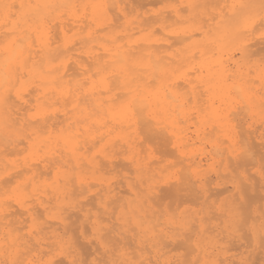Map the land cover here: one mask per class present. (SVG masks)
I'll use <instances>...</instances> for the list:
<instances>
[{"label": "bare ground", "instance_id": "obj_1", "mask_svg": "<svg viewBox=\"0 0 264 264\" xmlns=\"http://www.w3.org/2000/svg\"><path fill=\"white\" fill-rule=\"evenodd\" d=\"M151 1L156 0L148 2ZM132 2L136 1L0 0V96H9V103L0 101V243H3L7 235L15 237L22 250L25 244L31 248V238L25 240V237L32 225L33 216H37L44 229L40 238L43 246L37 252L24 250L21 258L31 259L35 256L39 259L42 254L48 253L47 248L55 247L53 241L57 236L64 237L66 234V238L73 242L75 252L81 258L89 259L90 255L87 254H95L96 258L104 259L90 239L87 243L91 247L88 244H85L86 247L83 245L92 251L89 248L86 249L88 252L85 250L87 253L82 251V243L79 244L81 249L77 244L79 242L72 236L71 227L72 224L78 225V219L81 218V227L89 223L92 231L97 210L101 207V202L105 201L123 209L127 223L119 222L121 213L117 211L112 237L120 241V246L124 247L133 259L158 261L159 264H186L189 261H203L208 258L234 264L241 262L242 259H234L236 254L227 256L225 250L213 251L207 243L219 231L225 211L233 207L239 210L246 225L241 235L233 240H249L245 242L251 248L250 255L257 256L261 252L264 254V247L259 241V228L264 221V193L262 190L257 192L258 188L264 189V181H259L260 178L255 180L256 175L253 173H246L249 170V163L246 161H254L256 155L251 153V149H255L254 138H264V133L250 129L258 122L264 125V119L260 116L261 95L264 93L259 78L261 68L256 64L250 65L253 56L251 47L257 44L256 40L259 44L261 36H257L260 34L256 29L236 31L234 28L242 24L246 15L257 17V27L262 0H180V7L172 5L166 10L168 14L164 10H154L150 15L144 4L138 0L137 4ZM46 4L54 7H34ZM154 4L156 7L155 2ZM5 5L10 7L5 8ZM21 5L24 7L21 8ZM139 5L143 7L138 9ZM187 5L195 7L188 8ZM232 5L236 7L233 8ZM134 6H137V9ZM142 9L147 12L140 11L141 13L137 12L133 16L135 10ZM112 12L121 15L120 19L119 15L116 16ZM221 13L228 24L227 27L218 24ZM201 15L206 17H201L206 24L202 25L200 22L196 27ZM43 16H47L50 21V45L44 47L42 52L39 51V46L34 45L30 56L28 51H25L26 63L17 68V54L5 38L10 29H15L18 36H23L26 31L33 33ZM192 21H195V24ZM237 47H242L245 51L239 53L236 51ZM257 48L255 52L259 54L260 46ZM237 53L240 56L235 58ZM126 57L137 62L136 82L132 84L131 91L127 87L117 88L113 83L112 91L109 92L108 81L112 79L113 73L120 72L121 61ZM98 67H108V71L98 73ZM18 75L25 78L20 83H17ZM241 84L249 89L251 111L235 94V89ZM17 88L22 89V100L16 98ZM122 97H127L130 109L127 114L120 107ZM237 108L242 111H237ZM32 109L35 111L30 113ZM239 112H242L241 117L244 114L246 118L243 115L241 119ZM218 114H224L228 119H217ZM234 114H238L235 117H239L241 122L247 119L244 123L251 132L247 131L248 129L244 131V126L242 132L244 131V135L251 133L254 138L250 134L241 136L243 133H240V129L237 131L238 122L235 124ZM17 122L19 133H16ZM6 125H11L12 128L9 129ZM141 131L142 134L145 133L143 138L148 134L146 138L149 140L162 138L171 141L167 142L173 145L172 150L177 151L179 156L176 154V157L180 159H175L177 162L174 161L170 165L172 168L181 166V169L167 172L170 165L161 164L163 160L152 162L151 157H142L143 150L139 148ZM162 147L161 150L165 148L163 145ZM262 147L259 148L263 149ZM12 153H16L17 158H7L8 154ZM259 153L258 160L259 157L264 160L263 154L261 156ZM119 154L133 169V176H124L127 194H123V190L116 185L118 182L114 181L113 185L112 182L103 180V174L111 170V166L106 170L109 166L106 164L112 165V171L118 169L116 165L118 167L119 164L120 168L123 165L124 161H115ZM173 157L175 158L174 155ZM238 158L241 160L236 162L241 165L236 163L235 166L233 160ZM103 159L107 163L103 164ZM230 162H233L231 166L234 165L235 169H232L236 171H230V185L222 189L224 193L229 192L225 200L220 205H212L217 209L214 215L208 212L210 206L203 215L198 211L189 210H182L177 214H163L161 210L164 209L156 207L157 203L163 204L162 199L166 196L165 194L162 198L159 197V189L164 188L163 184L169 183L175 188H170L169 193L172 191L171 194L180 198L176 204L178 207L187 201L182 202L184 196L191 197L193 194L190 196L186 193L182 197L181 191L178 193L176 188L189 191L196 184L208 199L212 195L210 191L216 188L211 187L214 182L208 178L211 176L210 171H213L217 178H223L224 174L220 170L227 171L228 167L231 169ZM255 162L256 160L253 163L256 164ZM260 163L262 164L261 160ZM254 164H251L252 167ZM60 166L66 168L69 175L83 176L87 183L82 185L77 180L52 194L49 185L56 178L57 167ZM239 166H244L246 174L237 171L236 167ZM123 167L121 169H127ZM129 171L132 175L131 169ZM51 173L52 177H48ZM87 173L98 176H92L93 182H89ZM227 173L223 179L228 180ZM61 174L63 175V171ZM10 177L11 179H8ZM221 178L219 181H222ZM11 180L17 184L8 196L5 194L6 191L9 192L6 187L10 186ZM6 183L9 185H5ZM92 184L99 187L93 189ZM193 188L190 193L197 192V188ZM208 190L210 195L207 194ZM198 192L196 194L199 198L194 194L200 199L203 194L200 197L202 192ZM171 194H168L167 198ZM176 195L171 196L174 201L179 200ZM90 196L95 199L94 204V199L91 202L87 200ZM194 198H188V201ZM152 199L157 201L155 205ZM205 200L203 199V202L208 206L209 201ZM10 201L19 207L20 213L16 210L18 207L13 210L14 206ZM178 207L175 206L174 209L179 210ZM78 213L80 217L77 216ZM21 216H25L23 220ZM215 216L221 221L214 223ZM201 221L204 236L200 239L201 247H197V237L188 229L190 225L199 229ZM249 225H255V231L248 230ZM86 229L84 228V231ZM90 229L86 232L90 233ZM74 233L79 234L75 231ZM172 243L179 249L184 248L183 252L186 250L188 253L185 252L184 256L181 254L182 258L179 260L177 257L176 260L171 254L174 248L170 245ZM229 244L226 248L228 251L231 249ZM129 245L136 251L132 252ZM169 246L170 250L167 249ZM98 254L101 256H97ZM2 258L3 252L0 250V259ZM65 258L71 259L65 256L62 260ZM107 258H111V253Z\"/></svg>", "mask_w": 264, "mask_h": 264}, {"label": "snow or ice", "instance_id": "obj_2", "mask_svg": "<svg viewBox=\"0 0 264 264\" xmlns=\"http://www.w3.org/2000/svg\"><path fill=\"white\" fill-rule=\"evenodd\" d=\"M10 6L5 5V8ZM21 8L24 5L20 6ZM37 8H52L53 5H35ZM186 7L192 8L195 5H187ZM231 7L235 8L236 5H232ZM243 7V6H242ZM17 23H19L17 21ZM50 21L47 16H43L40 18L39 23L34 29L33 33L25 32L23 36H18L15 29H10L9 34L6 36V42L9 46L12 47L14 53H16V63L17 68L22 67L26 63V59L24 57V52L28 51L29 56L31 55V48L36 45L39 46V51L42 52L44 47L50 45L52 36L50 30L48 28V24ZM218 24L223 25L225 27L228 26L227 22L224 21L223 13H221V19L218 21ZM257 24V17L255 15H246L243 19L242 24L234 26L236 31H247L248 29H255ZM259 30L261 38L264 39V0L261 3V10L259 13ZM29 41L31 43H29ZM236 51L239 53H243L245 49L242 47H237ZM39 54V53H38ZM137 62L132 58H124L121 61V69L119 73H113L112 79L108 81L110 87L108 91H112L111 85L114 83L117 88L127 87L130 91L132 89V84L136 82L135 70H136ZM102 71H108V67L104 69L97 68V72L100 73ZM131 77V79H129ZM261 85L264 87V57L261 58V75H260ZM25 78L22 76H17V83H20ZM15 87V86H14ZM235 94L239 97L241 101L244 102V106L251 111V97L249 96V89L244 85L237 87L235 89ZM15 95L17 100H22V89L17 88L15 91ZM0 101L4 103H9V96H0ZM120 107L121 110L126 114L130 112V109L127 105V97L120 98ZM131 115H135V113H131ZM260 116L264 119V93L261 95L260 102ZM217 119L227 120L228 116L224 114H218ZM19 122H17L16 133H19L20 129L18 127ZM7 128L11 129V125H6ZM31 139V137H29ZM78 150V149H77ZM63 171V175L61 172ZM260 175L264 177V162H262L260 168ZM77 180L83 185L87 183V181L83 178V176H75L69 175L68 170L63 168V166L57 167V176L49 185L51 188L52 194L57 193L63 187H65L68 183H75ZM203 187V185H202ZM20 202L19 200L17 201ZM119 211L121 214L118 217V220L121 224L127 223L125 221L123 209H118L114 204L107 203L105 201L101 202V207L97 210L96 219L93 222V228L91 233L85 234L84 232H80V236L85 240H91L96 244L98 252L103 255L104 259H98L93 257V259L88 260L85 258H81L78 253L75 252L73 242L66 238V234L64 237L57 236L56 240L53 241L55 247L50 248L48 253L42 254L39 259L33 258L29 259L27 257L21 258L23 256V251H32L37 252L43 246L41 242V236L44 229L41 227V220L37 216H33L32 225L29 228L25 240L31 238L32 247L29 248L27 244H25L24 249L22 250L20 246L17 244V240L15 237L5 236L3 243H0V250L3 252V258L0 259V264H159L158 261H151L146 259H133L131 258L126 249L120 246V241L114 239L112 237V232L115 231L113 227V217L116 216V212ZM217 211L214 207H209V214H214ZM246 225L243 222L242 216L238 209L235 207L229 208L225 211L224 220L221 222L219 231H217L216 235L207 241L208 246L213 249V251L219 250L223 252L226 250L228 244L233 240L238 238ZM248 230L255 231V225L247 226ZM123 230V229H122ZM189 231H191L196 237V246L201 247L200 239L204 236V228L203 221H201V227L197 229L195 225L189 226ZM145 233L147 230L142 229ZM223 233V235H221ZM259 241L262 247H264V221L261 222L259 228ZM227 237V238H225ZM143 243V239L141 241ZM111 253V258H107L108 254ZM45 256L47 258H45ZM58 256H67L71 257L70 260H61L58 259ZM175 264H179V262H175ZM186 264H234V262H228L219 260L216 258H208L203 261L195 260L186 262ZM240 264H250L249 261H241Z\"/></svg>", "mask_w": 264, "mask_h": 264}, {"label": "rangeland", "instance_id": "obj_3", "mask_svg": "<svg viewBox=\"0 0 264 264\" xmlns=\"http://www.w3.org/2000/svg\"><path fill=\"white\" fill-rule=\"evenodd\" d=\"M133 1V0H132ZM134 1H136V2H132L133 4H137V0H134ZM149 0H147V2L145 1V0H138V2H140L141 4H144V7H146V9H147V11H149V13H148V15H150V14H152V12L154 11V10H156V11H160V10H164V11H166V10H169L170 8H171V6L173 5V6H178V7H180V0H176L177 2H175V0L173 1V3H171L169 0H167V1H165V0H156V1H154L155 3H156V7H157V9H155L156 7L154 6L155 4H154V2H148ZM159 2V3H158ZM175 2V3H174ZM149 5H148V4ZM158 3V4H157ZM140 4V5H141ZM154 4V5H153ZM178 4V5H177ZM140 5H139V7H137V6H134V8H142V7H140ZM210 5V4H209ZM216 5V4H215ZM154 6V7H153ZM127 8L129 9L130 8V6H127ZM136 8V9H137ZM128 9H126V11L128 10ZM145 9V8H144ZM144 9H142V10H138V11H134V13L135 14H133V16L134 15H136L137 14V12H147V11H145ZM150 9V10H149ZM130 10L132 11L133 9H131L130 8ZM207 10H208V8H207ZM131 11H128V12H131ZM140 12V13H141ZM167 12V14L169 13L168 11H166ZM166 12H165V14H166ZM112 13H115V12H112ZM133 13V12H132ZM132 13H131V15L130 16H132ZM186 13H187V10H186ZM116 14V16H118L117 15V13H115ZM119 18L118 19H120V17H121V15H119L118 16ZM201 17H205L204 15H201L200 16V19L196 22V27H198L201 23H203L202 25H204V23L205 22H203V20H201ZM117 18V17H116ZM115 18V19H116ZM206 18V17H205ZM205 20V19H204ZM201 22V23H200ZM192 23L193 24H195V21H192ZM198 23H200V24H198ZM188 24V23H187ZM206 24V23H205ZM256 30H257V33L258 34H260V30H259V25L255 28ZM257 36H261V35H257ZM260 41H262V42H260ZM252 42H254V41H252ZM256 42H257V44H255L254 46L252 45V47H251V51L253 50V52H251V54H253V56H251V59H252V61H251V63H250V65L252 66V65H254V64H256L257 66H259L260 68H261V57H264V53H261L262 51L264 52V39L262 40V38L261 39H259V44H258V41L256 40ZM263 43V44H262ZM255 46H256V48H257V46L259 47L260 46V50H262V51H260V50H258V52H260L259 54L257 53V52H255ZM263 46V48H261ZM258 49V48H257ZM260 57H259V56ZM240 56V54L239 53H237L236 54V56H235V58H238ZM259 59V60H258ZM257 81V80H256ZM29 97V96H28ZM241 108H237L236 110L237 111H239ZM35 110L34 109H32V110H30V113H33ZM240 111H242V109L240 110ZM242 114V112H239V114ZM241 114L239 115V117H241ZM235 115H238V114H234L233 115V117H235ZM244 115V114H243ZM243 115H242V117H241V119H243ZM245 116V115H244ZM239 117H235V124H236V121L238 122V124H236V128H237V131L239 132V129L241 130V132L240 133H243V134H241V136H246V135H253V134H251V133H248L247 131H249V129H248V127L246 126L247 124H245L244 122V120H247V119H244L243 120V122H241L242 120H239ZM244 118H246V116L244 117ZM248 118V117H247ZM239 120V121H238ZM240 126H241V128H240ZM244 126V127H243ZM242 127H243V130L245 131V130H247L246 132L247 133H245L246 135H244V131L242 132ZM255 127V128H254ZM257 127V128H256ZM263 128V129H262ZM250 129H256V130H258L257 132H259V133H264V125L261 123V122H258V123H256V124H254V126H252ZM249 132H251V130L249 131ZM258 133V134H259ZM143 136H145V133L143 132V134H142V131H141V139H140V141H141V144L139 145L140 147V149L141 150H143V152H141V156L142 157H144V158H149V157H151V159H152V162L153 161H158V160H163L162 161V163L161 164H163V165H170L172 162H174V163H176L177 161L176 160H178V159H180V157L179 158H177L179 155H178V153H177V151L175 152L174 150H172L174 147H173V145L172 144H169L170 142H169V140H163L162 138H158V140H156V139H154V140H149L148 138H146V137H148V134L146 135V137H144L143 138ZM150 138V137H149ZM167 138V137H166ZM165 138V139H166ZM242 137H240V139H241ZM253 138H254V135H253ZM168 139V138H167ZM252 139V138H251ZM255 140H253L254 141V146L253 145H251V146H253L255 149H251L252 151H251V153L252 154H254V153H256V155H255V159H254V161L256 160V164H254L253 162L254 161H246V162H248V163H246L244 160V162H245V164H248L247 165V168H249V170H248V172H246V173H249V175L251 174V173H253V175L255 176L256 175V177H255V180H258L259 178V181H261L262 179H263V181H264V177H262L261 175H260V168H261V163L259 164V161L261 160L262 162H264V160H263V157L261 158V157H259L260 159L258 160V153L259 154H261V156H262V154H263V156H264V152H263V150H264V138L263 139H260V140H258V139H256V138H254ZM163 140V141H162ZM242 140V139H241ZM252 140H250V141H252ZM148 141H150V142H148ZM162 141V142H164V143H162L161 142V144H160V142ZM166 141V142H165ZM256 141L257 142H260V143H256ZM144 142V143H143ZM151 142H153V143H156V144H158L159 143V145L157 146L156 144V146H153L154 144L153 143H151ZM143 143V144H142ZM151 143V144H150ZM167 143V144H166ZM250 143V142H249ZM153 144V145H152ZM257 144H259V145H257ZM142 145V146H141ZM146 147H145V146ZM162 145L165 147L164 149H162L161 150V148H163L162 147ZM172 145V146H171ZM255 145H257V146H255ZM160 146V147H159ZM169 146V147H168ZM251 146H249V147H251ZM263 146V147H262ZM148 147H151V149H148ZM155 147H157V148H155ZM259 147H262L263 149H261V148H259ZM148 150H147V149ZM167 148V149H166ZM168 148H170V150L168 149ZM156 149V150H155ZM144 151H145V153H144ZM156 151V152H155ZM162 151H163V153H162ZM165 151V152H164ZM167 151H169L168 153H167ZM259 151V152H258ZM262 151V152H261ZM172 152V153H171ZM174 152V153H173ZM258 152V153H257ZM170 153H171V155H170ZM147 154V155H146ZM176 154L178 155L177 157H176ZM16 153L14 154V153H12V155L10 154H8V156H7V158H10V159H15V158H17L16 157ZM168 155V156H167ZM170 155V156H169ZM173 155L175 156V158L173 157ZM118 156V155H117ZM121 158V159H120ZM165 158V159H164ZM176 159V160H175ZM119 160V161H118ZM120 160H122V161H120ZM149 160V159H148ZM165 160V161H164ZM238 160H241V159H236V160H233V162H234V165L235 166H237L236 165V163L238 162ZM103 161H104V163L103 164H105V163H107V162H105V160L103 159ZM115 161L116 162H119V163H121V162H123L124 161V163H122V164H120V166H121V168L124 166V164L126 165L125 167H123V168H126L127 167V169H131V173H132V171H133V169H132V167L130 166V164L128 163V161L127 160H125L124 158H123V156L122 155H120L119 154V158L118 157H116V159H115ZM237 161V162H236ZM233 162H230V166H231V163H233ZM243 162V163H244ZM251 162V163H250ZM241 163H242V161H241ZM115 164H118V163H115ZM115 164H113V166L115 165ZM238 165L240 164V162L239 163H237ZM245 164H242V165H245ZM254 164V166L252 167V165ZM107 166H108V168H106V170H109L110 169V166H111V170H109L108 171V173L106 174H103V180H106V181H109L110 183L112 182V184L114 185L115 184V182L117 183H119V184H116L118 187H120V189H122L123 190V194H127V192L125 191V189H126V186H125V175H129V176H133V173H132V175H130V171L129 170H125V169H121L120 167H119V164H118V167H117V165H116V168H118V169H116V171H112V165H110V164H106ZM128 165H129V167H128ZM155 165H157V164H155ZM182 165V164H181ZM234 165H233V167H234ZM241 165V164H240ZM258 165H260V166H258ZM103 166H105V165H103ZM183 166V165H182ZM169 167H171L172 168V166L170 165V166H168V170H167V172H169V171H175V169L176 168H178V169H181L180 167L181 166H177V167H173L172 168V170H170V168ZM218 167V166H217ZM232 166H231V169L228 167L227 169V171H228V173H227V171H223L222 169L220 170V172L222 173V174H224L223 175V178H224V176H225V173H227V177H228V174L230 173V171L231 170H233V169H235V167L233 168ZM239 167H242L241 169L243 170H241ZM239 167H236L237 168V171H241V172H244V166H239ZM252 167V168H251ZM260 167V168H259ZM105 168V167H104ZM114 168H115V166H114ZM233 168V169H232ZM245 168H246V166H245ZM120 169V170H119ZM122 170V171H121ZM119 171V172H118ZM210 171V170H209ZM233 171H236V170H233ZM112 172V173H111ZM118 172V173H117ZM167 172H164V174L165 173H167ZM185 172V171H184ZM117 173V174H116ZM119 173H120V175H119ZM211 173V174H210ZM210 173H209V175H211L210 177H208V178H211V179H209V180H211V182H214V184L213 183H211V187L212 188H214V187H216V188H214V189H212L213 191H210V193L212 194V195H210V194H208L209 193V190H208V192H207V194L208 195H210V197H208V199L207 198H205V196H204V194H203V192L201 191V189L199 188V186L198 187H196L197 185L195 184V187L197 188H195L194 186V188H193V190H197V192H198V190H200L198 193L200 194L201 192V195H200V197L202 196V194H203V196L200 198V199H198L199 198V195L197 196V192L196 191H194V193L196 194V196L198 197H196L195 196V194L192 192V193H190V190L192 189H190V188H188V189H190L189 191L186 189H184V190H182V189H180V188H176V190H178L177 192L179 193V191H181L180 193H181V195H182V197L184 196V195H186V193H188L190 196L193 194V196H191V197H186V196H184L183 197V199H182V202H183V200H187L188 201V198L190 199V198H194V196H195V198L194 199H191V201L189 200L188 202L186 201V202H184V203H182V205H180V207H178L176 204H177V201L179 202L180 201V198L178 197V198H176V199H179V200H173V198H171V196H175V195H173V194H171L172 193V191H171V193H169L170 191H168V190H170V188H172L173 187V185L171 186V184H170V186H169V184H163V186H164V188H163V186H161L163 189H165L164 191H162L163 189H159L160 191H158V192H160L159 194L157 193V195H159V197H163V196H165V194H166V196L165 197H163V204L161 205V204H158L157 203V205H156V207L157 208H160V209H164V210H161V212L163 211V214H165V213H176L177 214V212L178 213H180L182 210L183 211H185V210H189L190 212H192V211H198V213L200 214V215H203L204 214V212H206L208 209V207L209 206H211V207H213L212 205H214V206H217V205H220L224 200H225V196H226V194H228L229 192H225L224 193V191L222 190V189H224L225 187H227V185L229 186L230 185V183L228 182L229 180H230V178L228 177L227 179L228 180H226V179H223V178H221L222 176H220L219 178H217V176L215 175V173L213 172V171H210ZM237 173V172H236ZM235 173V174H236ZM245 173V172H244ZM245 173V174H246ZM184 173H180V175H183ZM46 175H48V174H46ZM46 175H44V177H47ZM50 175V174H49ZM97 175V174H96ZM96 175H93L92 173H87V176L89 177V182H93V179L91 178L92 176H96ZM252 175V174H251ZM98 176V175H97ZM102 175L100 174V177H101ZM214 176V177H213ZM248 176V175H247ZM254 176H253V178H254ZM258 176V177H257ZM48 177H52V173H51V175L50 176H48ZM47 177V178H48ZM252 177V176H251ZM46 178V179H47ZM182 178V177H181ZM184 178V177H183ZM182 178V179H183ZM220 178H221V180L222 181H219L220 180ZM257 178V179H256ZM7 179V178H6ZM8 179H11V177L10 178H8ZM51 179V178H50ZM50 179H48V180H50ZM118 179V180H117ZM209 180H207V182L209 181ZM6 181V180H5ZM4 181V182H5ZM115 181V182H114ZM119 181H121V182H119ZM124 183H123V182ZM224 181H226V182H224ZM7 182H9V181H7ZM224 184H223V183ZM227 182H228V184H227ZM257 182V181H256ZM10 183V182H9ZM9 183H8V185H9ZM121 183H123V185L121 184ZM191 183V182H190ZM220 183H222V184H220ZM258 183V182H257ZM16 182L15 181H13V183H12V180H11V183H10V186H8L7 185V183L5 184V185H7L8 187H6L7 189H8V191L9 192H7L6 191V195H8V196H10L11 195V192H12V189L16 186ZM174 184V183H173ZM207 184H209V182L207 183ZM226 184V185H225ZM93 185V189H97L99 186H95L94 184H92ZM121 185H122V187H124V188H122L121 187ZM182 185V184H181ZM180 185V186H181ZM223 185H225V186H223ZM261 185V183H259V186ZM180 186H178V187H180ZM183 186H185V185H183ZM191 187V186H190ZM208 187V186H207ZM210 187V186H209ZM262 187V186H261ZM5 188V190H7ZM174 188V187H173ZM185 188H186V186H185ZM219 188H221V189H219ZM262 188H264V187H262ZM166 189H167V191H166ZM174 190H175V188H174ZM192 190V191H193ZM211 190V189H210ZM260 190H262V192L264 193V189H261V188H258L257 189V192L258 191H260ZM76 191V190H75ZM186 191H188V192H186ZM161 192L163 193V195H160L161 194ZM166 192V193H165ZM217 193V196H216V193ZM76 193H77V191H76ZM174 193H175V191H174ZM259 193V192H258ZM168 194H171L170 196H169V198H167L168 197ZM215 194V195H214ZM156 195V196H157ZM180 197H181V195L180 194H178ZM214 195V196H213ZM92 196H90V197H87L86 199L87 200H90V202H91V200H93L94 198L92 197ZM158 197V196H157ZM158 197V198H159ZM212 197V198H211ZM215 197V198H214ZM227 197V196H226ZM158 198L156 199V200H158ZM161 198H159V200L161 199ZM171 198V201L169 200ZM154 199V198H153ZM152 199V201H153V203H154V205L156 204V202L157 201H155V200H153ZM165 199V200H164ZM175 199V198H174ZM195 199H197V200H195ZM203 199L205 200V199H207V200H205V201H207L208 202V206H206L207 204H204V202H203ZM158 200V201H159ZM199 200V201H198ZM194 201H196V202H194ZM216 201V202H215ZM10 202H12V204H13V210H15V208H17L18 206H16V204L15 203H13V201H10ZM88 202V201H87ZM160 202H162V201H160ZM169 202H171V203H169ZM202 202V203H201ZM89 203V202H88ZM92 203L94 204L95 203V199L92 201ZM92 203H90L91 204V206H92ZM175 203V205H173ZM172 206H171V205ZM178 204H181V203H178ZM89 205V204H88ZM94 206V205H93ZM178 207L179 208V210L176 208V210L174 209V207ZM204 206H206L205 208H203ZM88 207H90V205L88 206ZM190 208V209H189ZM201 209H204L203 211L201 210ZM18 212H19V207L16 209ZM166 211V212H165ZM169 211V212H168ZM17 212V213H18ZM20 213V212H19ZM18 213V215L20 216L21 214H19ZM74 214H75V212H73ZM77 213V212H76ZM117 213V212H116ZM74 214L72 215V223H74V221H73V216H74ZM79 214L80 213H78V215L77 216H79ZM214 215V214H213ZM76 216V217H77ZM22 217V216H21ZM25 216H23L22 218H21V220H23V218H24ZM80 217V216H79ZM216 217L217 216H215V218H213V222L214 223H216V222H220L221 220H218V219H216ZM114 219H113V221H115V217H113ZM76 219V221H78L79 223H78V225L76 224H72V227H71V229L73 230H71L72 231V236H74L75 238H74V240L76 239L79 243H77L78 245L80 244V243H82L81 245L83 246V248H84V245L85 244H88L89 246H90V244L89 243H87L88 241L87 240H85L83 237H81L80 236V232H82V231H84V228H87L86 229V231L88 230V229H90V225H89V223H87V224H84V226L83 227H81V221H82V219L80 220V219H78L77 220V218H75ZM69 221H71L70 220V218H69ZM76 223V222H75ZM86 223V222H85ZM79 224H80V226H79ZM79 226V227H78ZM89 226V227H88ZM77 227H78V230H77ZM196 227V226H195ZM74 231L78 234V235H76L75 233H74ZM86 231H84V233L87 235V234H89V233H87ZM90 233H91V229H90ZM80 236V237H79ZM83 238V239H82ZM248 238V237H247ZM249 239V238H248ZM83 241H85V242H83ZM134 241V240H133ZM244 241V242H243ZM245 241H249V240H246V239H244V240H242V241H237V240H233V241H231L230 243H232V244H229V248H231V249H229V251L228 250H225L226 252H227V256H231L230 254H236L235 256H234V259L235 260H240V259H242V261H249L250 262V264H251V262L253 263V264H264V254H263V252H261L260 253V255L259 254H257V256H254V255H250L251 253L249 252V249H251V248H249L246 244V242ZM235 242V243H234ZM250 243V242H249ZM249 243H248V245H249ZM84 244V245H83ZM133 244V243H132ZM131 244V245H132ZM135 244V243H134ZM244 244V245H243ZM131 245H129L130 247H132ZM169 245V244H168ZM170 245H172L171 247H174L173 249H172V252H171V254L172 255H174V258L176 259L177 257V259H179L180 260V257H181V254H182V256H184V254H185V252L186 253H188L186 250H185V252H183V249H179V248H177V247H175L176 246V244H170ZM80 246V245H79ZM82 246H80L81 247V249H82ZM87 245H85V247H86ZM135 246V245H134ZM178 246V245H177ZM79 247V248H80ZM91 247V246H90ZM233 247H235L234 249H233ZM89 248V247H88ZM88 248H84V249H82V251L84 250V252L85 253H87L88 252V250H86V249H88ZM237 248V249H236ZM50 249V248H49ZM48 248H47V251L49 250ZM134 249V250H133ZM167 249L168 250H170L171 248H170V246L169 247H167ZM166 249V250H167ZM177 249V250H176ZM178 249H179V251H178ZM87 252H86V251ZM89 250H91L92 251V249H90L89 248ZM175 250V251H174ZM128 251H130V249H128ZM135 252L136 251V249L135 248H133L132 247V252ZM131 252V251H130ZM176 252V253H175ZM90 253V252H89ZM92 253V252H91ZM84 254V253H83ZM238 254V255H237ZM88 255H90V257H89V259L88 260H90V258L91 257H95V254L94 255H92V254H87V256ZM250 255V256H249ZM83 256V255H82ZM84 256H86L85 254H84ZM97 256H101L100 254H98ZM65 257V256H64ZM63 256H60V257H57L58 259L60 258L61 260L64 258ZM104 256H102V258H103ZM182 258V257H181ZM221 259L223 258V256H221L220 257ZM250 258V259H249ZM85 259H86V257H85ZM176 259V260H177ZM249 259V260H248ZM254 259V260H253ZM259 259V260H258ZM64 260H66V258L64 259ZM235 264H240V262H236Z\"/></svg>", "mask_w": 264, "mask_h": 264}]
</instances>
